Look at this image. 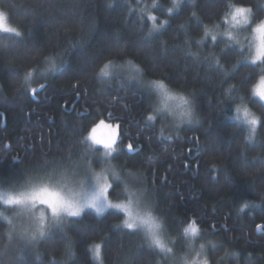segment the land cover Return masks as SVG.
<instances>
[{
  "label": "trees",
  "instance_id": "trees-1",
  "mask_svg": "<svg viewBox=\"0 0 264 264\" xmlns=\"http://www.w3.org/2000/svg\"><path fill=\"white\" fill-rule=\"evenodd\" d=\"M151 2L0 0L23 33L0 34V187L87 164L97 171L114 166L119 179L111 182L110 199L136 196L152 210L174 242L175 262L187 252L182 229L195 220L201 230L195 243L206 244L210 264H264V119L250 142L245 127L230 120L238 103L264 117V106L249 93L259 68L240 63L233 73L242 55L236 48L223 39L196 43L203 25L221 22L228 0H185L171 15L170 0H160L152 11L169 22L145 39L151 22L139 9ZM234 2L264 15V0ZM108 60L105 76L99 70ZM153 80L191 96L197 120L178 124L157 112ZM147 114L157 121H147ZM100 120L120 125L121 150L104 164L95 160L101 148L84 141ZM245 202L249 207L241 212ZM0 210L11 221L18 218L13 226L0 217V264H96L91 246L98 242L104 264L167 262L143 232L121 227L117 210L65 218L22 252L16 238L34 225L17 209Z\"/></svg>",
  "mask_w": 264,
  "mask_h": 264
},
{
  "label": "clouds",
  "instance_id": "clouds-1",
  "mask_svg": "<svg viewBox=\"0 0 264 264\" xmlns=\"http://www.w3.org/2000/svg\"><path fill=\"white\" fill-rule=\"evenodd\" d=\"M184 2L185 0H170V5L166 7V13L171 15L180 10ZM159 3L160 0H152L150 5L140 8L139 11L145 16L153 15L154 12H149V9H155V5ZM158 19H160L159 24L156 23ZM149 21L151 22L149 28L151 32H159L168 24L167 20L161 17H156ZM16 27V25L10 23L8 11L0 8V32H7ZM218 39L225 40L227 46L234 47L242 53L237 65L240 63H247L253 66L261 65L257 78L249 86V93L264 102V15L257 18L256 10L251 5L237 4L234 0H228L221 22L203 25L202 35L196 40V43L202 46L206 41L210 40L215 43ZM194 54L197 55L196 53ZM213 59L215 64L223 70V65L220 64L219 58L213 57ZM104 71L107 72L106 69ZM159 81L160 83L158 84H152L153 90L159 98L156 111L166 113L178 124L194 123L197 120L195 100L186 93L172 89L165 81ZM262 119L264 117L257 114L246 103L236 104L230 116V120L233 123L245 127L246 135L244 139L246 142L253 140L255 135L252 134V129L254 126L258 128ZM92 136L94 140L99 142L97 146L108 145L112 147L115 132L102 125L95 128ZM100 148L105 156V148ZM116 178L119 179L118 176ZM98 183H101V178L97 181L95 191L91 195L78 197L67 190L61 191L49 185H31L24 181L16 188H0V209H17L21 215H26L29 218L34 227L40 225L46 227V217L50 216V220L47 223V228L50 229L65 223V218L70 220L71 218L80 217L86 210H92L97 216H101L109 209H115L123 214L121 227L125 228V221L133 226L128 230H138L143 227L146 229V240L160 253L166 257H172L175 254L174 248L169 243H166L160 234L163 228L162 220L157 221L151 211L143 215L139 212H134L128 203H112L110 197L107 198L108 202L103 197L97 199ZM44 188L47 190H41ZM18 198L27 203V208H21L16 204ZM42 201L45 203H41ZM245 203L241 205V208L244 207ZM115 204H122L123 207L116 208L114 207ZM47 205H51V207ZM52 208L56 210L55 215H53ZM73 213H79V215H73ZM0 217H7L10 220L3 210H0ZM32 231L27 232L29 236ZM200 231L199 225L192 223V221L183 227L182 232L188 242L187 252L180 256L178 264H210L206 255V244L200 243L197 245L195 243ZM156 241H159L161 246L157 247ZM91 250L96 264H102V257L96 255L94 245L91 246Z\"/></svg>",
  "mask_w": 264,
  "mask_h": 264
},
{
  "label": "snow or ice",
  "instance_id": "snow-or-ice-1",
  "mask_svg": "<svg viewBox=\"0 0 264 264\" xmlns=\"http://www.w3.org/2000/svg\"><path fill=\"white\" fill-rule=\"evenodd\" d=\"M189 4L190 5H194L195 4V0H188ZM159 4L155 5V8L158 6ZM111 6V5H110ZM131 10V9H130ZM149 12H152L151 9H149ZM147 20H151V19H155L156 17H159L157 14H153V15H147ZM191 18H198L197 17V12L196 11H192L191 12ZM168 21L167 18H165ZM181 27H183V24L180 25ZM0 34H10V35H13L17 38L19 37H22L23 33L22 31L20 30L19 26H17L16 28H13L11 29L10 31H7V32H0ZM152 32L149 31L148 32V35L145 36L144 38L147 39L148 36H151ZM214 44V42H213ZM109 50L110 49V46H109ZM190 55H195L194 53H189ZM113 61L112 60H108L106 63L103 64V66L100 68V73H103L105 76L108 75L107 72H105L104 70L107 69L109 67L110 64H112ZM129 63H132V61H129ZM221 64V63H220ZM222 65V64H221ZM238 66L239 65H235L233 67V73L238 69ZM258 68H261V65H256ZM137 68L139 69V66L137 65ZM222 69V68H221ZM36 71V69L32 68V69H29L26 73H25V76H24V79L25 80H28L32 77L33 75V72ZM226 78V77H225ZM152 84H158L160 83L159 80H153L151 81ZM40 87L43 89L45 87L44 84H41ZM233 88L236 87L235 84L232 85ZM32 94L35 95L36 93V90L33 88L32 90ZM252 99H256L258 100V102L260 103L261 106H264V102H262L259 98L255 97V95H252L251 96ZM147 121L149 122H156L157 121V116L155 114H147ZM105 126L111 130H114L115 132V138L112 142V147H109L108 145H99L100 147H104L105 148V156L106 157H111L113 155V153H118L121 149H120V144L118 143V140H119V137H120V132H119V129H120V125L119 124H106L104 120H100L98 124H96L94 127L91 128V131L88 132V134L84 137V141H87V142H90V144L92 146H97L99 144L98 141L94 140L93 139V136H92V132L95 131V128H98L100 126ZM257 132V128L254 126L253 129H252V134L255 135ZM127 148L129 151H132V144L129 143L127 145ZM90 163V162H89ZM99 177H96V180L99 181ZM113 185L110 184L108 182V179L107 177L104 178V182L103 183H98V193H97V199H99L100 197H103L105 198V201L108 202L107 198H108V195L107 193H109L110 189H112ZM41 190H47L46 188L44 189H41ZM41 203H45V202H41ZM16 204L21 207V208H27V203L22 200V199H17L16 200ZM48 207H51V205H47ZM114 207L116 208H122L123 205L122 204H115ZM249 207L248 203H245L244 207H242L240 209L241 212L244 211L245 208ZM30 211V209H29ZM52 212H53V215L56 214V210L55 208H52ZM73 215H79V213H73ZM4 220L7 221V223L9 225L12 224V221L9 220L7 217H4L3 218ZM192 223L194 224H197V222L195 220H192ZM117 227H119V225H116ZM133 226L128 224L127 221H125V228L127 229H131ZM258 228H260L261 226L258 225L257 226ZM51 229L50 228H47L44 226V225H40L38 227H34V230L31 232V235L29 236L27 232L25 231H22L18 234L17 238H16V248L18 250H20L21 252L24 250V249H34L36 245H38L40 242H41V239L46 237V234L48 231H50ZM9 240L12 239V236H11V232L9 230V236H8ZM156 246L159 247L161 246L159 244V241H156ZM21 244H23V249H21ZM95 246V250H96V255L99 256V257H102V264H104V258H103V250H104V245L102 243H95L94 244ZM170 251V250H169ZM225 255H228V253H225ZM232 255H237V253H232ZM39 257H37L38 259ZM163 259H167V257H164ZM140 264H152V261L151 260H144V261H141ZM155 264H162V261L161 260H156Z\"/></svg>",
  "mask_w": 264,
  "mask_h": 264
},
{
  "label": "rangeland",
  "instance_id": "rangeland-1",
  "mask_svg": "<svg viewBox=\"0 0 264 264\" xmlns=\"http://www.w3.org/2000/svg\"><path fill=\"white\" fill-rule=\"evenodd\" d=\"M107 73H109V71H107ZM106 124H109V123H106ZM108 159H109V157H105L104 154L102 153L101 155H98V157L95 160L98 163L104 164L105 162H108L107 161ZM97 162H96V164H97ZM79 171H80V173H79ZM117 176L119 177V174L115 170L114 166H111V167L107 166V167L97 171L93 168L92 164L91 165L87 164L86 168H84L82 170L76 169L75 172L63 173L62 175H59V176H56L54 173H52L51 175L49 174L47 176H42V177L40 176L41 178L35 176V177H30V178L24 179L23 182L26 181L28 184H31V185H49L51 187L58 188L61 191L67 190L72 195H75L78 197H80V196L87 197L88 195H91L95 191V185L97 183L96 177L101 178V183H103L104 178L107 177L108 182L111 184L112 180L113 181L118 180L116 178ZM23 182H16L13 185L14 188L20 186ZM13 186H11V187H13ZM107 195L109 197V193H107ZM137 199L138 198H136V196L131 195V196H128L127 200L122 199L120 201L115 202V201H112L110 199V201L112 203H128V204H130V206L132 207L134 212H139L141 215L151 211L154 218L157 221H161L156 215H154L152 210H150L149 208L144 206V204H142L141 201L137 200ZM109 210H115V209H109ZM24 216H25L24 218L28 219V217L26 215H24ZM16 219H18V218L15 217L14 221H12L13 226L15 225ZM46 224H47V220H46ZM33 229H34V226L31 227L30 231H32ZM138 230L143 232L146 235V229H144L143 227H141ZM160 234H161L162 238L165 240V242L169 243L170 246L173 247L174 242L172 243L170 241L169 237L167 236V232H166V229L164 226H163ZM164 257H166V256L163 254V258ZM174 262H175L174 255L172 257H167L166 264H174ZM178 262H179V260H176L175 264H178Z\"/></svg>",
  "mask_w": 264,
  "mask_h": 264
},
{
  "label": "water",
  "instance_id": "water-1",
  "mask_svg": "<svg viewBox=\"0 0 264 264\" xmlns=\"http://www.w3.org/2000/svg\"><path fill=\"white\" fill-rule=\"evenodd\" d=\"M261 226V225H260ZM257 232L259 233V234H261L262 232H263V226H261L260 228H257Z\"/></svg>",
  "mask_w": 264,
  "mask_h": 264
}]
</instances>
